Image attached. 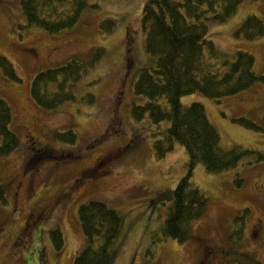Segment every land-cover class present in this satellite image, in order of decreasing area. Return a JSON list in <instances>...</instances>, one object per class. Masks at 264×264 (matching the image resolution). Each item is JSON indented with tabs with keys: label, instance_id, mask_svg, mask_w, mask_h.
I'll list each match as a JSON object with an SVG mask.
<instances>
[{
	"label": "rangeland",
	"instance_id": "374dc122",
	"mask_svg": "<svg viewBox=\"0 0 264 264\" xmlns=\"http://www.w3.org/2000/svg\"><path fill=\"white\" fill-rule=\"evenodd\" d=\"M145 1L89 0V5L97 6L88 7L73 27L49 33L27 26L20 0H0V56L12 62L19 76V80L10 78L0 68V98L10 105L11 128L20 138L19 147L0 160V192L4 190L7 199L6 204L0 203V264H74L87 244L79 208L93 200L104 201L123 218L121 233L112 246L111 264H223L226 235L238 226L237 218L244 221L239 250L255 252L264 264V162L253 156L222 172H208L198 164L192 182L210 199L207 213L194 225V238L186 243L163 234L171 193L187 171L188 155L184 146L176 143L165 157L157 158L154 133L158 126L165 128L170 122L157 125L148 116L139 121L131 116L132 104L145 101L133 90L139 70L150 59L141 27ZM249 15L264 20V0H245L229 20L211 21L209 38L227 55L239 50L251 53L255 69L262 72L264 37L248 40L236 34ZM106 18L115 21L113 32L107 35L101 28ZM128 36L133 42L127 52ZM99 46L106 50L104 58L75 86L79 98L93 94L94 103L68 101L57 111L41 109L35 103L31 85L38 72L71 57H86ZM260 94H264V83L257 82L221 99L197 92L183 96L181 102L205 107L219 131L222 148L264 151V131L238 121L246 116L264 126L254 105ZM67 128L77 134L73 144L53 137L54 130ZM132 138L135 144L127 150L125 145ZM35 141L54 149H70L76 155L85 152L68 161L60 156L58 161L46 159L35 164L29 160L33 154L30 144ZM98 161V169L82 177L46 220L35 224L32 231V223L23 228L33 206L67 188ZM238 179L242 181L237 183ZM19 180L23 186L16 196ZM20 227L23 231L18 236L14 230ZM57 227L64 237L61 251L51 240L50 232ZM17 237L21 240H15ZM213 249L217 253L211 255Z\"/></svg>",
	"mask_w": 264,
	"mask_h": 264
},
{
	"label": "trees",
	"instance_id": "16d2710c",
	"mask_svg": "<svg viewBox=\"0 0 264 264\" xmlns=\"http://www.w3.org/2000/svg\"><path fill=\"white\" fill-rule=\"evenodd\" d=\"M244 1L146 0L143 5L141 27L150 59L139 70L133 90L145 101L133 103L130 111L137 121L148 116L157 125L170 122L168 127L158 126L154 133L153 146L157 158L165 157L176 143L184 146L187 152L188 168L171 193L172 205L163 227L164 236L179 243L194 238V225L209 208V197L192 182L198 164L204 165L208 172H222L237 167L243 158L249 156L264 162L262 150L242 146L229 150L222 148L219 131L209 120L205 107L198 102L189 106L181 102L183 96L197 92L221 99L247 90L257 82L264 83V71L255 69V58L251 53L239 50L234 55H227L209 38V23L229 20ZM20 5L27 26L42 28L49 33L73 27L88 7L97 6L89 5V0H20ZM114 26L113 18L101 22L105 35L113 32ZM236 34L248 40L264 37V20L249 15ZM128 37L127 52L131 51L133 42L131 36ZM105 54V48L99 46L86 57H71L58 66L38 72L31 85L35 103L47 111H57L64 103L78 99L94 103L93 94L79 98L75 86ZM0 68L6 76L19 80L14 65L7 57L0 56ZM238 121L264 131V126L249 117H241ZM11 123V107L0 98V160L20 145L19 135L11 128ZM53 137L73 144L77 134L72 128H67L64 131L54 130ZM33 148L35 154L40 152L38 162L46 159L58 161L60 156L68 161L85 152L76 155L70 149H54L38 141L34 142ZM90 173L86 171L83 177L90 176ZM235 181L239 183L242 180ZM6 201L5 191L2 190L0 203L6 204ZM79 217L87 244L74 264H111L112 246L122 229L120 213L104 201L93 200L80 206ZM236 223L238 226L232 234L228 231L226 235L228 247L223 251L226 255L223 264H262L255 252L239 250L244 221L237 218ZM34 226L32 224L31 230ZM50 233L56 250L61 251L64 244L62 229L57 227ZM211 253L214 255L217 251L213 249Z\"/></svg>",
	"mask_w": 264,
	"mask_h": 264
},
{
	"label": "flooded vegetation",
	"instance_id": "af4514ba",
	"mask_svg": "<svg viewBox=\"0 0 264 264\" xmlns=\"http://www.w3.org/2000/svg\"><path fill=\"white\" fill-rule=\"evenodd\" d=\"M254 105H255V109L260 114L259 119L264 120V94H260L258 96V98L254 101ZM126 144H127V147L125 145V148L127 150H129L130 147L132 148V146L135 144V143L133 144V138L128 140V142ZM125 148H123V150ZM30 149L33 151V154H31L29 156V160L32 159L31 163L33 162V163L36 164V163H38V160H39L38 158H39L40 152L35 154L36 150L33 148L32 143L30 144ZM99 164H101L100 161H98L97 163H94V165L91 166L90 168H88L86 171L95 172L98 169ZM82 177H83V175H80L79 177H77L75 179V181L73 179L74 182L72 181L73 182L72 186L68 187L70 184H72V182H71L67 186V188H63V189L58 190L49 200L45 201V203L33 206L28 211V213H27V215L25 217L23 228L24 229L27 228V225H29L30 223L35 225V224L40 223L41 221L46 220L48 218V216L50 215L51 211L54 208H57V205L63 199L68 197L69 194L71 195L73 193L76 183L81 182L82 181ZM22 186H23V182L21 180H19L18 183H17V186H16V189H17L16 192H15L16 196L18 195V193L21 190ZM15 201H16L17 204L19 203V200H18L17 197H16ZM259 226H261V225H259ZM23 228L20 227L17 231L16 230H14V231L19 234L18 236H20V235H22ZM30 231H32V230H30ZM18 240H21V239H18ZM211 264H217V263L216 262H212Z\"/></svg>",
	"mask_w": 264,
	"mask_h": 264
}]
</instances>
